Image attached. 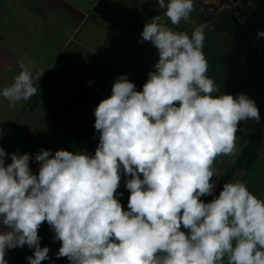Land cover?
I'll return each instance as SVG.
<instances>
[{
  "label": "clouds",
  "instance_id": "9594fccd",
  "mask_svg": "<svg viewBox=\"0 0 264 264\" xmlns=\"http://www.w3.org/2000/svg\"><path fill=\"white\" fill-rule=\"evenodd\" d=\"M157 3L176 26L194 11V0ZM206 27L173 31L159 15L144 24L140 42L159 59L142 91L124 74L96 106L94 154L41 148L34 174L31 154L0 147V264L25 245L28 264L48 260L38 235L44 222L60 242L56 258L69 264H264V200L239 180L213 196L217 157L234 155L239 124L261 117L247 94L221 93L207 75ZM18 66L0 90L11 108L37 94L45 71ZM122 174L127 210L117 193Z\"/></svg>",
  "mask_w": 264,
  "mask_h": 264
},
{
  "label": "crops",
  "instance_id": "0c3cea01",
  "mask_svg": "<svg viewBox=\"0 0 264 264\" xmlns=\"http://www.w3.org/2000/svg\"><path fill=\"white\" fill-rule=\"evenodd\" d=\"M98 1H102L104 5V9L100 8L101 11L95 10ZM136 1L0 0V90L14 82V78L21 71L18 66L20 61H30L35 65L31 69L33 75L39 70H45L39 81L34 82L37 94L28 101H21L15 108H11L9 101L0 96V129H3L0 147H3L6 153L28 150L26 153L31 154L35 162L34 157L41 148L57 150L51 148V140L62 131L52 123V113L62 102L73 100L65 94L75 82L81 85V70L97 71L101 66L97 64H122L112 60L111 53L115 48H125L128 41L127 32L130 34L125 25L130 29L134 28L136 32H142L141 25L132 23V13L133 17L136 18L138 14L140 18L133 5L138 4ZM137 9L148 16L147 5L143 4L142 8ZM263 9L264 0H248L237 16L240 15L238 21L246 33L247 41L259 52L257 54H260L258 56L264 62V37L257 38L255 34L262 30L256 15ZM94 10L98 13L95 17ZM159 10L161 9H157ZM118 16L123 18L117 20ZM260 17L264 18V13H260ZM96 25H106L108 33L106 32L105 37H102V30H98ZM184 25L189 26L187 23ZM249 26L256 28L255 33ZM86 36H90L87 39L89 43L94 38L93 45L84 42ZM66 74L72 76L70 81L65 78ZM31 99H35L33 105L29 104ZM60 140L58 137L57 143ZM5 162L11 163L10 155L6 156ZM30 168L36 174L39 165L30 161ZM125 191L129 192L126 188L121 190L123 194ZM46 226L49 225L44 222L38 229V235L42 239H46ZM51 245L52 243L44 244L47 247ZM20 250H7V259L15 262Z\"/></svg>",
  "mask_w": 264,
  "mask_h": 264
},
{
  "label": "rangeland",
  "instance_id": "374dc122",
  "mask_svg": "<svg viewBox=\"0 0 264 264\" xmlns=\"http://www.w3.org/2000/svg\"><path fill=\"white\" fill-rule=\"evenodd\" d=\"M136 1V0H135ZM138 4H133L135 11L140 15L136 14V18L133 17L132 13V23L142 26V31L144 24L148 22L152 17L159 15L164 19L166 26L171 28L173 31L179 30V27L187 23L192 29L197 25L205 24L207 27L204 31L210 33L215 39H220L218 35L221 33V36H227L228 34L224 31H221L220 18L217 15H207L203 10L200 0H194V11L190 14L188 20H181L179 26L172 25L168 18L164 15L166 9L159 8L157 0H138ZM142 2V3H141ZM165 3H168V0H165ZM102 1H98L96 11H101L104 5ZM144 5H147L149 9L148 16L144 15L141 10L137 9L142 8ZM155 4V6H153ZM101 8V9H100ZM104 9V8H103ZM157 9H161L157 11ZM93 11V16L98 15L96 11ZM102 13V12H100ZM261 14L264 13V9L260 11ZM260 13L256 15V20L258 21L259 28H262L260 31H264V18L260 17ZM147 14V13H146ZM116 15H114V18ZM145 17V18H144ZM123 16H118L117 20H121ZM227 20V19H226ZM226 20H221L224 23ZM237 20H240V15L237 16ZM224 25V24H223ZM97 26V25H96ZM132 26V24H131ZM251 31L255 33L256 28L249 26ZM90 29V26H89ZM88 29V30H89ZM98 30H102V37L106 36L107 27L106 25L97 26ZM125 29L129 30L127 44L125 48L116 49L111 53V59L117 63L106 65V64H97L101 65L97 71H88L81 70L80 77L82 79L81 85L78 82L74 83V86L68 90L69 98H72V101L62 102L58 105V108L52 113L51 121L55 123L58 130L62 131L57 136H53L51 140V148H57V150L64 149L70 151H80L87 149L90 141V134L96 131L99 135V132L94 128L95 116L94 109L99 104L102 99H105L111 95L113 82L121 75L126 74L130 81L136 85L137 91H142L140 84L145 83L147 74L150 71H154L153 65L158 61L159 54L157 49L150 42H140L141 36L139 32H136L134 28H128L125 25ZM218 31V34L215 32ZM184 31V30H181ZM257 34V33H255ZM90 36H86L84 42L89 45H93L94 38L91 39V43L87 42V39ZM237 37V36H236ZM236 37H226V38H236ZM106 39V38H104ZM121 51V53H120ZM259 53V52H257ZM260 55V54H258ZM69 74V73H68ZM67 80H71L72 76H65ZM141 82V83H140ZM247 94L250 99H253L256 102V105L260 112V122L255 123L251 120L239 124L238 132L236 134V151L232 156H218L214 162V168L216 173L212 178V182L215 183L216 189L213 193V196L218 195V187L223 176L227 175L229 170V165L233 161H237L241 152L249 144L252 139V147L256 152L255 160L250 164L247 169H234V172L228 182L242 181L246 182L247 187L251 192H253L258 198L264 200V75L260 78L250 77L244 83L239 84L234 87L233 90L227 94L238 95V94ZM79 96V99L77 97ZM76 98V99H75ZM59 131V132H60ZM60 137L61 140L57 143V138ZM57 150H52L53 153ZM19 151V150H17ZM21 153H26L28 150H21ZM20 152V151H19ZM32 163H37L36 161ZM125 189V180H121L120 187L117 189V193H120L121 190ZM130 193L125 191L123 197H118L121 201L122 207L127 210V202L129 199ZM213 196L202 197L205 202H209L213 199ZM183 230V229H182ZM46 239L41 238V247L46 243H52L54 240V232L51 230L50 226H46L44 231ZM44 235V234H43ZM49 236V237H48ZM46 242V243H45ZM53 246H56L55 244ZM61 246V245H60ZM50 249L49 258L52 254V246H48ZM20 255L15 257L17 260L11 262L10 258L5 259L8 261V264H28L27 257L33 255L32 249H29L27 245L23 248H19ZM59 249V247L57 248ZM11 251V250H10ZM31 252V253H30ZM6 255L9 256V253L6 252ZM47 263L48 260L42 261ZM41 264H44L42 263ZM224 264H227V259L225 258Z\"/></svg>",
  "mask_w": 264,
  "mask_h": 264
},
{
  "label": "water",
  "instance_id": "95a60500",
  "mask_svg": "<svg viewBox=\"0 0 264 264\" xmlns=\"http://www.w3.org/2000/svg\"><path fill=\"white\" fill-rule=\"evenodd\" d=\"M179 30L192 29L182 25ZM206 36L203 52L209 63L207 75L220 86L221 93L230 92L250 77L264 75L263 61L246 38L238 35L217 40L210 33Z\"/></svg>",
  "mask_w": 264,
  "mask_h": 264
},
{
  "label": "trees",
  "instance_id": "16d2710c",
  "mask_svg": "<svg viewBox=\"0 0 264 264\" xmlns=\"http://www.w3.org/2000/svg\"><path fill=\"white\" fill-rule=\"evenodd\" d=\"M247 1V0H245ZM217 16H219L220 20L219 22L221 23L219 28H216V29H220L221 31H224L226 32L228 35L226 36H221V33L218 34V31L215 30V32L221 36V38H226V37H236L238 35H241L243 36L244 38L247 39V36H246V33L243 31L239 21L237 20V16H234L232 14V12L230 10H226L220 14H218ZM226 20L224 23H222L221 20ZM224 24V25H223ZM252 46V45H251ZM253 47V46H252ZM254 49V47H253ZM264 64V62H263ZM147 80V78L145 79V81ZM141 83V82H140ZM244 83V82H243ZM140 87H142V83L140 84ZM34 100L35 99H31V102L29 104L33 105L34 103ZM90 145L89 147L87 148V152L89 154H94L95 152V149L99 143V135L98 133L94 132L90 135ZM252 139L250 140L249 144L244 148V150L241 152L239 158L237 159V161H233L230 165H229V170L230 172H228L227 175L223 176V178L221 179L220 181V184H219V187H218V193L222 190V187H223V184L225 182H228V179L231 178L233 172H234V169H247V167L252 164L255 160V157H256V152L255 150L253 149L252 147ZM127 177H124L123 174L121 176V180H126ZM56 245V246H53V245ZM52 254H51V257L48 259V262L47 263H44V264H69V261L66 257H63V258H59L57 259L56 258V253L58 252L59 249H57L58 247H60V242L59 241H53L52 242ZM50 246V248H51Z\"/></svg>",
  "mask_w": 264,
  "mask_h": 264
},
{
  "label": "built area",
  "instance_id": "2783aa9c",
  "mask_svg": "<svg viewBox=\"0 0 264 264\" xmlns=\"http://www.w3.org/2000/svg\"><path fill=\"white\" fill-rule=\"evenodd\" d=\"M247 2L248 0H200V4L207 15H218L230 10L234 16H237Z\"/></svg>",
  "mask_w": 264,
  "mask_h": 264
},
{
  "label": "flooded vegetation",
  "instance_id": "af4514ba",
  "mask_svg": "<svg viewBox=\"0 0 264 264\" xmlns=\"http://www.w3.org/2000/svg\"><path fill=\"white\" fill-rule=\"evenodd\" d=\"M205 33L207 34V32H206V31H205ZM220 39H222V38H221V36H220ZM220 39H218V40H220Z\"/></svg>",
  "mask_w": 264,
  "mask_h": 264
}]
</instances>
